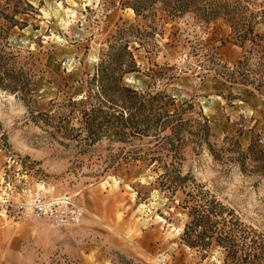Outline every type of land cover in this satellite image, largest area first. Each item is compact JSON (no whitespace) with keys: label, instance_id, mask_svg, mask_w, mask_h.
Segmentation results:
<instances>
[{"label":"rangeland","instance_id":"374dc122","mask_svg":"<svg viewBox=\"0 0 264 264\" xmlns=\"http://www.w3.org/2000/svg\"><path fill=\"white\" fill-rule=\"evenodd\" d=\"M57 201L82 224L41 214ZM13 254L264 264V0H0Z\"/></svg>","mask_w":264,"mask_h":264},{"label":"built area","instance_id":"2783aa9c","mask_svg":"<svg viewBox=\"0 0 264 264\" xmlns=\"http://www.w3.org/2000/svg\"><path fill=\"white\" fill-rule=\"evenodd\" d=\"M38 209L43 216L53 220L59 227L81 225L86 212L82 206L64 201L50 204L39 203Z\"/></svg>","mask_w":264,"mask_h":264},{"label":"crops","instance_id":"0c3cea01","mask_svg":"<svg viewBox=\"0 0 264 264\" xmlns=\"http://www.w3.org/2000/svg\"><path fill=\"white\" fill-rule=\"evenodd\" d=\"M14 240V237H12ZM28 257H30V261L33 263L40 259L39 256H0V264H17V262H21L23 260H26Z\"/></svg>","mask_w":264,"mask_h":264}]
</instances>
